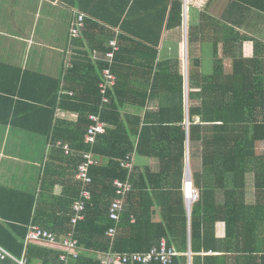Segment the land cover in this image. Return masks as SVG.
<instances>
[{"label": "trees", "instance_id": "trees-1", "mask_svg": "<svg viewBox=\"0 0 264 264\" xmlns=\"http://www.w3.org/2000/svg\"><path fill=\"white\" fill-rule=\"evenodd\" d=\"M71 3L86 14L82 37L77 39L79 47L86 50H77L65 80L36 71L13 72L0 62V80L17 74L11 93L18 96L0 94V100L10 102L0 122L47 135L53 143L68 142L78 152L89 150L85 134L90 114L101 108L99 82L101 70L109 64L105 59L107 43L119 31V50L112 66L117 81L110 89V103L101 111L107 130L98 135L93 147L98 164L90 168L92 197L84 218L72 226V206L81 192L75 174L82 157L67 156L63 149L55 148L71 170V182L65 185L60 203L52 206L42 203L36 194L0 185V245L19 258L25 253L29 264H65L60 260L61 250L26 246L29 226L37 224L63 236L74 231L83 250L70 264H100L99 256L91 253L110 250L147 252L162 238L180 253L172 264H188L189 251L194 253L192 264H264V151H258V144L264 142V61L257 54L253 59L244 58L241 51L237 54L241 45L229 35L241 24L240 19L230 21L231 11L264 12V0H230L223 18L209 14L206 5L199 11V22L190 19V43L197 33L203 43L207 30H213L214 58L209 67L203 59H195L196 69L188 66L187 78L176 51L161 53L164 33L184 24V0ZM94 48L100 54L96 62L90 53ZM224 57L233 59L230 73L225 70ZM72 78L83 91L70 84ZM87 78L97 81L88 84ZM64 82L73 95L61 93ZM128 106L137 111L128 112ZM58 107L77 112V120L57 118ZM187 142L192 182L199 192L190 217L184 190ZM134 152L141 158L158 159L159 170L123 167L121 161ZM99 156L109 162L100 165ZM198 157L202 168L195 171L192 160ZM128 178L133 188L124 199L111 238L107 231L115 222L109 209L118 197L114 181ZM51 184L45 182L43 189L52 190ZM155 205L161 210L160 222L151 218ZM219 221L226 224L223 238L216 234Z\"/></svg>", "mask_w": 264, "mask_h": 264}, {"label": "crops", "instance_id": "crops-1", "mask_svg": "<svg viewBox=\"0 0 264 264\" xmlns=\"http://www.w3.org/2000/svg\"><path fill=\"white\" fill-rule=\"evenodd\" d=\"M191 1L189 0L188 4V13L190 14L188 15L189 20L186 19L187 26L191 18L194 23L199 22V11L202 9L189 6ZM207 1L203 8L208 5L206 9L209 14L217 18H223L227 14L226 11L230 0ZM71 2L72 0H0V62L7 64L13 72L18 69L22 71H36L65 80L67 71L74 65L73 61L77 50H86L77 44V39L81 38L82 35L78 38L71 35V28L78 17V12H82ZM229 17L231 22L235 19L237 21L240 19L239 21L241 22L240 25L237 23L234 26L233 32H229V35L231 34V40L237 45H241V49L238 47L239 52L237 54L241 51L246 59H253L257 54L258 58L264 61V12L258 9H251L249 11L241 9L240 12L237 10L234 12L231 11ZM174 31L175 29L168 30L164 33L161 46L162 54L166 52L169 54L172 53L169 50L171 48L170 36ZM206 33L208 37L203 43L201 42V34L199 33L196 34L193 40L191 39L192 41L190 43L189 29L187 30V50H189L190 44L192 48L191 53L190 50L188 51L187 72L188 66L189 68L191 67L189 64V55H193V52L198 57H202L196 58L194 55L193 58L203 59L208 67L214 58V47L212 43V35H214V32L212 29H208ZM118 34L119 32L116 31L115 37ZM221 35H223V32H221ZM85 47L87 49L91 48L89 44ZM219 47L218 55L221 58L224 56L223 44L220 43ZM90 51L96 62L100 58L98 50L94 48ZM199 52H201L200 55H198ZM223 60L226 72L230 73L232 71L233 59L231 57H224ZM101 78L102 70L100 72V80ZM16 79L17 74L15 73L3 77L0 80V94L8 97L12 96L11 91L16 87ZM74 81L75 79L70 84L78 91H81L82 88L77 87ZM86 81L88 84H93L97 79L87 78ZM67 85L65 82L62 84L61 93L73 95L74 91H68L65 88ZM18 87L19 90L21 84H18ZM12 98L18 99V96L13 95ZM9 104L10 102L8 100H0V115L6 113ZM126 110L130 113H135L137 108L128 106ZM22 111L26 113L27 107L25 110L22 108ZM98 113H101L100 109L96 114ZM78 116L77 112L64 108L58 107L56 111V117L60 119L76 121ZM58 142L66 143L70 146L68 142L61 140L53 143L52 138L49 136L20 128L11 122H0V185L36 194L42 203L58 206L65 185L71 182V170L67 163H63L60 153L55 148L60 147L67 156L79 154L71 146V153L66 154L63 145L58 144ZM260 144L264 145V142L262 141L258 145ZM132 154L134 156V168L137 166L141 170H145L146 167H149L152 171L159 170L158 159L141 158L135 152ZM99 162L101 163L100 165H105L109 162V159L99 156ZM193 168L195 171L202 168L201 157L195 159ZM186 169L187 155L185 160L184 190ZM75 179L77 180L76 174ZM45 182L48 184L52 183L51 186H53V189L44 190L43 185ZM253 191L255 190L253 189ZM151 218L153 222L161 221V210L158 205L152 207ZM56 234L59 237L63 236V234ZM216 234L220 238L225 237L226 224L224 221H219L216 224ZM24 243L26 246L28 244H38L58 251L61 250L45 241L26 243L25 240ZM191 253L192 255L194 254L192 251ZM200 254L204 255L205 253L201 252ZM91 255L98 258L100 254L91 253ZM192 255L188 257V264H192ZM23 256L26 257L25 253ZM8 261L15 264V261L11 259H6L3 264H6Z\"/></svg>", "mask_w": 264, "mask_h": 264}, {"label": "built area", "instance_id": "built-area-1", "mask_svg": "<svg viewBox=\"0 0 264 264\" xmlns=\"http://www.w3.org/2000/svg\"><path fill=\"white\" fill-rule=\"evenodd\" d=\"M185 1V18L188 16V4L189 0ZM85 17L86 14L82 12H78V17L76 21L73 23L71 28V35L75 38H78L81 35L82 30L85 27ZM187 24H186V62L188 63V54H187ZM119 32V31H117ZM107 49L105 59L109 62L108 66L102 70V78L99 82V89L101 92V103L100 110L104 108V106L111 101L110 89L116 85L117 76L112 70L115 52L119 50L118 38L115 37L111 39L107 43ZM89 119L91 123L85 134V143L90 146V149L87 151H80L79 155L82 157L81 162L78 165L76 177L81 185L80 196L73 203V215L71 217V225H75L79 220L84 218V211L86 209L87 202L91 200L92 193L90 190V185L93 182L92 176L90 174V168L93 165L98 164V158L93 152L94 144L97 141L98 135L104 134L107 130V124L102 120L101 113H93L90 114ZM187 127L188 128V123ZM58 144L63 145L66 154L71 153V148L68 144H64L62 142H58ZM134 156L133 154H129L121 161L123 167L128 168L129 170L134 169ZM192 178V177H191ZM189 184V183H188ZM188 184L185 189V194L187 196ZM114 185L116 188L117 198L113 200L109 209V216L115 222V225L110 227L107 231V235L111 238H114L116 234L117 223L120 220V213L123 209L124 199L128 192H130L133 188V183L130 178L123 181L120 179H116L114 181ZM190 187V201L193 203L195 200L199 198V192L194 188L193 182L189 184ZM188 197V196H187ZM26 243L30 242H40L45 241L50 243L53 246L61 249L60 260L65 264H70L71 258H78L80 252L83 250V246L80 241L74 236V231L70 230L64 236L59 237L55 232L44 228L37 224H31L29 226L27 235H26ZM180 253L174 246H169L166 238H162L160 242L153 246L147 252H115L108 251L106 253H101L99 255L100 264H149L152 261H159L162 264H172L174 258L178 256ZM191 251L188 252V256L191 257ZM6 259L14 260L17 264H29L27 258L16 257L6 248L0 245V264ZM36 264H45L43 261L37 262Z\"/></svg>", "mask_w": 264, "mask_h": 264}, {"label": "rangeland", "instance_id": "rangeland-1", "mask_svg": "<svg viewBox=\"0 0 264 264\" xmlns=\"http://www.w3.org/2000/svg\"><path fill=\"white\" fill-rule=\"evenodd\" d=\"M208 1L207 0H192L191 1V4L189 5V6H192L193 8H197V9H199V8H203V6L207 3ZM193 4V5H192ZM192 8V9H193ZM190 13H188V15H189ZM186 19H188L189 20V17L187 16V18ZM188 23H189V21H188ZM189 26V25H188ZM187 26V27H188ZM188 29V28H187ZM185 35H186V28H185V26L183 27H181V28H177V29H175V31L171 34V36H170V43H171V48L169 49L171 52H172V54L176 51L178 54H179V57H180V59H181V61H182V71H183V73H184V71H185V67H184V64H185V62H186V39H185ZM189 50H190V53L192 52V48H191V44L189 45ZM189 50H187V54H189ZM200 53L201 52H199V54L198 55H200ZM205 54H206V52H205ZM194 55L196 56V58H202V57H198L197 55H196V53L195 52H193V55H189V64H190V68L192 69L193 68V70H195L196 69V67L194 66L195 65V62H194V60H195V58H193L194 57ZM229 68V67H228ZM258 151L261 153V152H263L264 151V145H259L258 146ZM195 161V159L194 160H192V163ZM192 166H193V164H192ZM252 187V186H251Z\"/></svg>", "mask_w": 264, "mask_h": 264}, {"label": "water", "instance_id": "water-1", "mask_svg": "<svg viewBox=\"0 0 264 264\" xmlns=\"http://www.w3.org/2000/svg\"><path fill=\"white\" fill-rule=\"evenodd\" d=\"M184 22H185L184 26L186 28V24H187L186 18H185ZM184 67H185L184 76L187 78V62H185ZM187 134H188V128H187ZM186 153H187V169H186L187 173H186L185 189L187 187L186 184H188V183L191 184V182H192L190 162H189V145H188V142H187V152ZM186 199H187L186 203H187L188 216L190 217V210H191V204L192 203L187 196H186Z\"/></svg>", "mask_w": 264, "mask_h": 264}, {"label": "bare ground", "instance_id": "bare-ground-1", "mask_svg": "<svg viewBox=\"0 0 264 264\" xmlns=\"http://www.w3.org/2000/svg\"><path fill=\"white\" fill-rule=\"evenodd\" d=\"M187 196H188V198H190L189 196H190V187H189V184H188V189H187Z\"/></svg>", "mask_w": 264, "mask_h": 264}]
</instances>
